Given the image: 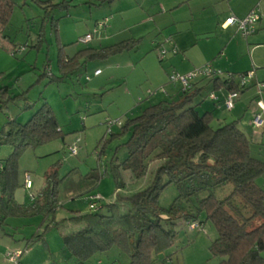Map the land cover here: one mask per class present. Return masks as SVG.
<instances>
[{
  "label": "rangeland",
  "instance_id": "1",
  "mask_svg": "<svg viewBox=\"0 0 264 264\" xmlns=\"http://www.w3.org/2000/svg\"><path fill=\"white\" fill-rule=\"evenodd\" d=\"M51 1L54 4L67 1L69 4L63 8L52 7L46 15V10L36 1L16 0L11 22L4 30V35L20 47L11 52L0 43V88L10 87L11 93L0 96V134L8 130L10 120L25 124L44 102L50 104L65 135L20 153L14 199L15 203L29 206L41 188L49 184L52 187L49 182V176H52L54 181L58 180V198L62 206L49 219L44 214L30 217L8 215L1 221L0 264H80L67 251L62 238L78 232L85 225L62 223L47 228L49 221L52 218L61 221L77 211L81 214L90 212L88 200L94 197L105 203L114 201L119 192L117 181L124 183L128 191L142 190L151 183L152 169L142 180L135 179L129 171L118 170L117 166L128 155L125 145L128 135L120 133V126L110 125L116 121L124 125L150 104L162 101L164 88L173 86L170 81L173 70L169 67L171 53L161 61L159 51L152 48L148 37L139 40V49L135 51L106 59L81 57L73 60L79 50L100 49L131 36L127 30L123 31L125 34L113 35L115 32L105 28L103 34L90 43L79 41L83 35L92 33L96 21L104 18L121 23V15L133 23L136 15L130 8L135 3L131 5L130 0H116L111 5L97 6L87 0ZM141 31L142 28H137L133 36L140 38ZM164 46L166 49L165 43ZM256 55L264 58V45ZM60 59L71 60V64H64L61 68ZM166 67L170 70L168 75ZM96 69H100L102 75L95 76ZM159 72L167 79L165 86L158 83L163 80L159 81ZM14 95L20 96L6 101ZM110 129L117 136H110ZM260 129L254 130L259 132ZM78 140L81 142L77 143ZM74 148L76 153L71 150ZM12 153L11 145L0 144V162L5 163ZM26 175L31 177L30 189L25 186ZM262 179L259 180L261 185ZM231 190L232 186L226 185L216 189L215 195L222 199ZM177 195L174 185L164 190L159 201L161 208H169ZM196 202L194 197L190 202L183 200L181 206L197 213ZM103 212L108 213L107 210ZM199 221L203 223H193L195 228L184 221L179 222L178 244L167 253L159 254L158 264H220L209 250L218 237L217 229L204 211L199 214ZM11 253L14 258L9 256ZM169 253H173L171 261L162 263ZM90 263L131 262L127 254L114 247L106 254H96Z\"/></svg>",
  "mask_w": 264,
  "mask_h": 264
},
{
  "label": "trees",
  "instance_id": "2",
  "mask_svg": "<svg viewBox=\"0 0 264 264\" xmlns=\"http://www.w3.org/2000/svg\"><path fill=\"white\" fill-rule=\"evenodd\" d=\"M34 1L46 10V15L52 7L63 8L69 4L67 1L60 4L51 0ZM87 1L100 6L113 4L116 0ZM15 6L16 0H0V43L11 52L20 46L10 41L4 30L11 22ZM106 19L109 21V18L96 21L95 28ZM103 30L95 37L101 36ZM164 43L167 44L163 42L156 49L159 51ZM138 44L139 40L132 39L100 49L87 48L79 50L73 60L81 57L106 59L133 51ZM58 62L61 68L64 64H71V60L60 59ZM222 72L220 78L201 77L195 81H207L215 90L225 89L239 94L252 86L253 80L242 86L237 75ZM193 83L191 88L196 84ZM191 88L184 90L180 87L176 97L150 104L138 116L120 126V133L128 135L125 144L128 155L117 168L129 171L137 180L144 179L152 169L153 178L146 188L129 193L125 184L117 181V197L112 202H102L99 210L90 209L85 214L77 211L61 221L54 218L49 221L47 228L67 222L85 225L78 232L62 238L67 251L80 264H91L96 254H106L114 247L129 256L130 264H158L157 256L178 244L179 222L201 225L199 214L203 211L217 229L218 237L209 250L220 264H264V183H259L264 177V160L254 155L251 140L237 121L213 126V114L199 112L194 103L201 89L194 91ZM5 95H11L10 87L0 88V96ZM19 96H9L6 101ZM58 124L56 113L48 102H44L25 124L10 120L8 130L0 134V144L13 147L6 162H0V225L8 215L30 217L44 214L49 219L61 208L59 183L52 176H49L52 187L49 184L41 188L29 206L15 203L14 199L20 153L63 138L65 134ZM110 136L117 134L112 132ZM173 185L178 190L176 199L169 208H161L162 192ZM226 185H231L232 190L224 198H218L215 190ZM202 194L206 196L198 198ZM194 197L197 213L181 206L183 200L190 202ZM105 210L108 213H104ZM172 256L173 253L166 254L162 263L171 261Z\"/></svg>",
  "mask_w": 264,
  "mask_h": 264
},
{
  "label": "crops",
  "instance_id": "3",
  "mask_svg": "<svg viewBox=\"0 0 264 264\" xmlns=\"http://www.w3.org/2000/svg\"><path fill=\"white\" fill-rule=\"evenodd\" d=\"M130 2L131 5L135 3L130 11L136 15V20L131 23L126 21V16L120 15L121 23L112 19L113 21H109L111 25L108 24L106 29L115 32L113 35H122L121 33L127 30L131 36L127 35L124 41L148 37L154 50H157V45L170 40L166 46L171 53L169 56L171 71L186 74L207 64L234 75L255 71L252 86L241 93L231 112L223 106L227 90H215L209 82L202 80L194 81L193 84L196 83V86L193 85L191 89L194 91L201 89L194 103L199 112L213 114V126L237 121L238 126L250 138L254 155L264 160V126L257 132L252 124L256 114H261L264 118V109L259 105L260 102L264 104V88L259 91L256 87L257 83L264 84V58L256 55L264 45V0H130ZM253 11H259L262 16L253 34L243 36L235 26L226 25L228 18L242 19ZM137 28H142L138 35L140 38L133 36ZM137 49L139 45L133 51ZM97 70L100 69H96L95 72ZM170 70L166 67L165 73L168 75ZM157 77L159 81L163 78L162 82L158 83L165 86L166 77H163L161 72ZM178 87L175 84L165 87L163 100L176 97ZM213 92L218 97L216 101L209 98ZM262 182L264 183V179Z\"/></svg>",
  "mask_w": 264,
  "mask_h": 264
},
{
  "label": "built area",
  "instance_id": "4",
  "mask_svg": "<svg viewBox=\"0 0 264 264\" xmlns=\"http://www.w3.org/2000/svg\"><path fill=\"white\" fill-rule=\"evenodd\" d=\"M261 13L259 11H253L252 13H250L248 16H246L245 18L242 17V19L236 18V17H230L226 20V25L227 26H235L237 28V30L243 35V36H249L251 34H253L255 32V27L257 26V24L259 23V21L261 20L260 16ZM108 19L104 20V22H100L97 27L93 30L92 33H88L86 35H84L83 37H81L79 39V41L83 44H88L90 43L95 36L100 35V32L103 30V28L107 25ZM167 44L170 42V40L166 41ZM159 53H160V58L161 60H164L165 57L168 54V50L165 48H160L159 49ZM96 76L101 74V71L98 70L96 72H94ZM223 76V72L219 69L216 70L214 68H212L210 65L207 66H203L201 68H196L195 70L186 73V74H182V73H178V72H173L170 75V81L173 84H178L182 89L187 90L191 88L192 83L197 80L198 78L201 77H219ZM254 78V73L253 72H249L247 75L245 76H240L239 80L241 81V85L242 86H246L248 85L251 80H253ZM259 85V89L260 91L263 90L264 88V84L263 83H258ZM240 94L238 92H228V94L226 95L225 99H224V107L227 111H232L233 108H235V104L237 102V100L239 99ZM209 98L213 101L218 100V97L216 96V94L213 92L209 95ZM260 107L262 109H264V104H262V102L259 103ZM261 114H256L254 116V119L252 121L253 126L256 129H260L263 127L264 125V120L261 117ZM113 125H118V126H122L123 124L121 123V121H116L113 122L110 126ZM109 133H112V129L109 130ZM81 142L80 140L77 141V143ZM76 148L71 149L73 153H76ZM25 186L26 188L30 189L32 186L31 183V177L30 175H26L25 178ZM90 201V209L93 211H97L100 209L102 200L100 198H91L89 199ZM190 226L192 228H195L196 226H194L193 224H190ZM9 256L11 258H14L15 256L11 253L9 254Z\"/></svg>",
  "mask_w": 264,
  "mask_h": 264
}]
</instances>
